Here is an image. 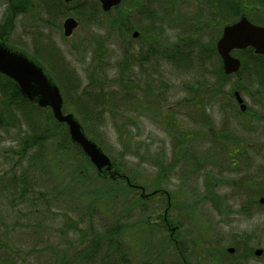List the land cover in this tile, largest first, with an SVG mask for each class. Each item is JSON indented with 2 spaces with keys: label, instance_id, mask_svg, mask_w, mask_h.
Masks as SVG:
<instances>
[{
  "label": "rangeland",
  "instance_id": "obj_1",
  "mask_svg": "<svg viewBox=\"0 0 264 264\" xmlns=\"http://www.w3.org/2000/svg\"><path fill=\"white\" fill-rule=\"evenodd\" d=\"M57 6L68 4L29 0L13 13L0 0V22H13L6 44L36 55L63 111L87 121L84 133L118 173L145 194L169 193L167 219L186 264H264V84L248 66L220 80L216 49L200 52L221 33L218 1L121 0L67 37ZM119 8L129 29L113 25ZM92 73L112 96L102 110L78 112L64 92L77 99ZM1 97L0 264H180L162 225L163 193L145 200L97 177L47 110Z\"/></svg>",
  "mask_w": 264,
  "mask_h": 264
},
{
  "label": "water",
  "instance_id": "obj_2",
  "mask_svg": "<svg viewBox=\"0 0 264 264\" xmlns=\"http://www.w3.org/2000/svg\"><path fill=\"white\" fill-rule=\"evenodd\" d=\"M97 1L101 10L107 12L117 6L121 0ZM76 26L77 21L73 17L65 18L62 23L63 35L69 36ZM136 35L137 31H134L132 36L135 37ZM247 47H251L256 54L264 55V27L250 22L244 15H241L236 21L222 28L221 34L215 42V49L220 57L224 74L235 73L240 67V60L233 56L231 51L242 50ZM0 75L14 83L22 97L28 102L35 104L38 108L50 110L53 119L66 127L70 141L81 150L98 176L105 177L110 181L122 178L129 184L128 177L119 174L111 159L84 133L77 118L70 112L63 113V100L60 90L37 60L17 48L0 42ZM233 95L240 104V110L244 111L245 104L238 91H235ZM134 187L141 190L140 197L144 199L157 193L155 190L145 194L142 187ZM164 195L167 205L163 212V220L166 223L170 198L167 192H164ZM258 202L264 204V196H261ZM175 229L176 227H170L169 231L173 232ZM227 251L231 253L233 249L228 248ZM260 253V249L254 251L255 255Z\"/></svg>",
  "mask_w": 264,
  "mask_h": 264
},
{
  "label": "trees",
  "instance_id": "obj_3",
  "mask_svg": "<svg viewBox=\"0 0 264 264\" xmlns=\"http://www.w3.org/2000/svg\"><path fill=\"white\" fill-rule=\"evenodd\" d=\"M59 1H60V3H63L61 0H59ZM89 1H90V3L88 2V0H85L82 2L72 1L71 3L68 4L67 7L64 6L62 8H58V6H57L58 10L57 9L55 10L56 15L59 14V16H61V17L72 15V16H75V18L79 21L83 20V21H86L87 23H89V22L91 23L93 21L97 22L99 20V17H100L99 14H104V13L101 11L99 3L96 0H89ZM217 1H218V7L220 8V10L217 12V15H215V16H218L221 21H224L220 24V27L235 21L242 14L251 19V17L253 16V15L249 16L251 10L256 12L254 19L253 20L251 19V21H253L254 23L259 24V25H264V0H217ZM28 2H29V0H19L17 2H14L13 0H6V4L8 5L9 11H11L13 13L14 12L15 13L24 12L27 8ZM63 4H66V3H63ZM88 6H89V8H87ZM68 7H70V9L74 10V11L69 12L67 9ZM45 8L49 9L46 6H45ZM118 10L120 12L118 13V16H117L118 18L114 19L113 25L119 26L120 30L129 29L128 23L123 19L124 18L123 14H125L126 15L125 18H127V12L128 11L122 10L121 8H119ZM52 12H53V9H51V12L49 10L48 14L51 16ZM11 16L12 15L7 16L6 18H4V20L2 22H0V41L1 42H7V39H5L4 35H7L9 33L8 30H11L13 28V22L11 20ZM215 16L213 18L215 19V21H217L218 19H216ZM230 17H232V18H230ZM225 18H230L231 20L225 19ZM211 41L206 42L201 46V50H200L201 53H203V51H206V50L214 51V48H215V46L213 45L214 42L213 41L211 42ZM234 52H238V51H234ZM239 52L247 53V58H241L240 69L238 70L237 73H239V71L244 66L245 67L248 66L247 67L248 77L260 76V79L262 81V82L260 81L261 82L260 84H264V55L254 54V52L251 48H246L244 50H240ZM32 57L40 62V60L37 59L36 55H32ZM179 58L183 59V61L188 59L187 55L185 53H183V55ZM62 60H63V58H61V61ZM100 64L101 63L99 62V66H100ZM45 69L48 72V69L46 67H45ZM88 77H89V83H87L84 86V88L82 89L83 90L82 93H80V95H77V99L74 97H71L70 95H66V92H64V99L66 100V102L71 101V103L74 105V107L76 108V110L78 112L85 111L84 113H86V112L91 113L90 109L96 108L97 106H100V110H102V108L105 107L109 103V99H110L109 96H112L111 93L110 94L109 93H107V94L103 93L105 86L100 84V83H96V82H98V80L94 79L95 77H94L93 73L91 75H89ZM219 77L221 80V77H222V79L227 78L228 75H225L222 72V70H219L218 79H219ZM57 80L61 84L59 78H57ZM220 80H218V85H219ZM66 82H68V85H69V83L71 84L72 83V77L67 78L66 81L64 78L63 83H66ZM66 91H67V89H66ZM0 95H2V97H1L2 100L6 101L7 104L10 103V104L18 105V104L22 103L24 105L31 106L33 109H36V110L41 109V108H38L35 104L30 103L26 99H24L22 97V95L20 94L19 90L17 89V87L14 85V83H12L10 80H8L3 75H0ZM42 110H47L48 113H50V111L48 109H42ZM49 117L52 119V121H54V124H56V126L65 128V126L57 123L52 118L51 113H50ZM91 119H89V120H91ZM81 125H84V126L87 125V121L84 119L83 124H81ZM84 126H82V127H84ZM46 134L47 133H43V134L37 135V136L34 135V136H32L31 141L33 143L37 144L40 141H42L45 137H47ZM65 136L67 139H69L67 134H65ZM91 139L94 140L93 138H91ZM71 144L74 145L72 142H71ZM74 146L77 148L78 152L83 155V153L80 151V149L76 145H74ZM83 157L85 158L86 162H88V164L91 166L89 160L84 155H83ZM120 174H122V173H120ZM97 177L106 179L105 177L98 176V175H97ZM106 180L109 181L108 179H106ZM116 180L117 181H123L125 183V181L121 178H117ZM112 182H114V181H112ZM130 183H131V181H130ZM132 184H133V182H132ZM125 185L129 188L135 189L134 187L127 185L126 183H125ZM252 204H254V203L252 202ZM248 205H250V202L248 203ZM169 223H170V221H169ZM162 225L166 228L163 221H162ZM176 236H177V232L173 234V237H176ZM114 248H117V247H114ZM177 248L179 249V251L182 254L183 249L181 248V244L179 242L177 243ZM120 259L125 262V259H123L122 257H120ZM179 260H180V264H186V262L184 263L180 257H179Z\"/></svg>",
  "mask_w": 264,
  "mask_h": 264
},
{
  "label": "flooded vegetation",
  "instance_id": "obj_4",
  "mask_svg": "<svg viewBox=\"0 0 264 264\" xmlns=\"http://www.w3.org/2000/svg\"><path fill=\"white\" fill-rule=\"evenodd\" d=\"M61 1H62V0H61ZM72 1H73V0H68V1L63 0V3L69 4V3H71ZM67 9H68L69 12H73V11H74V10H71L70 7H68ZM70 16H72V15L65 16L64 19L67 18V17H70ZM72 17H75V16H72ZM64 19H63V20H64ZM75 19H76V18H75ZM76 20H77V19H76ZM62 23H63V21H62ZM12 29H13V28H12ZM12 29H11V30H12ZM11 30H8L9 33H10ZM72 32H73V31H72ZM9 33H8L7 35H4L5 39H7V37L9 36ZM132 34H133V33H132ZM70 35H71V34H70ZM70 35H69V36H70ZM137 35H138V32H137ZM137 35H136V36H137ZM136 36H135V37H136ZM132 37H133V36H132ZM245 49H246V48H245ZM243 50H244V49H243ZM234 51H240V50H234ZM234 51H233V52H234ZM254 54H256V53H254ZM240 65H241V62H240ZM234 92H235V90L233 91V93H234ZM233 93H232V94H233ZM238 93H239V91H238ZM239 96H240V94H239ZM240 97H241V96H240ZM233 98H234V101H235V102L237 103V105H238L239 111H240V112H245V111L247 110L246 105H245V110H244V111H241V110H240V107H239L240 104L237 102V100H236V98L234 97V95H233ZM241 98H242V97H241ZM242 101H243V99H242ZM243 103H244V102H243ZM164 224L166 225L167 229L170 227V223H169L168 221H167L166 223L164 222ZM175 232H176V231H175ZM175 232H173V233L170 235V238L173 239V234H174ZM182 261H183V260H182Z\"/></svg>",
  "mask_w": 264,
  "mask_h": 264
}]
</instances>
